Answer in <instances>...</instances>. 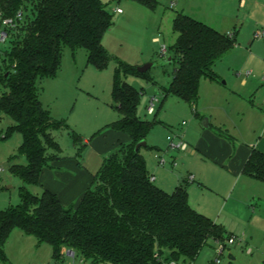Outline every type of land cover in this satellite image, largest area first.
<instances>
[{
    "label": "trees",
    "instance_id": "obj_1",
    "mask_svg": "<svg viewBox=\"0 0 264 264\" xmlns=\"http://www.w3.org/2000/svg\"><path fill=\"white\" fill-rule=\"evenodd\" d=\"M137 1L148 8L156 5ZM4 20L12 26L3 25ZM111 24L100 0H0V33L9 44L1 55L11 63V70L0 72V114L12 120L5 134L22 136L18 153L27 162L9 164V171L24 184L38 185L42 170L58 158L52 132L66 126L42 107L37 83L55 77L64 48L84 49L87 62L99 70L115 63L112 99L118 118L104 129L129 138L103 158L76 207H63L47 190L38 198L22 186L18 208L0 210V263L7 262L4 247L14 228L49 244L55 260L71 251L90 264H163L164 255L167 264L194 261L208 240L223 241L221 226L191 208L185 187L167 193L150 180L135 145L146 140L154 123L138 117L140 93L120 79V74H141L102 45ZM173 32L177 38L170 60H176V69L165 96L194 109L201 79L218 81L213 66L233 48L235 38L183 13L173 19ZM242 172L264 183V153L252 150Z\"/></svg>",
    "mask_w": 264,
    "mask_h": 264
},
{
    "label": "rangeland",
    "instance_id": "obj_2",
    "mask_svg": "<svg viewBox=\"0 0 264 264\" xmlns=\"http://www.w3.org/2000/svg\"><path fill=\"white\" fill-rule=\"evenodd\" d=\"M154 1L155 7L148 8L137 0H100L112 21L102 38L107 54L136 69L151 64L141 75L120 74L122 82L140 93L138 117L154 123L147 137L149 147L154 144L166 152V138H176L184 132L191 137L194 135V139L204 131V119L212 127L215 122L222 124L221 130L238 145L252 146L264 138V0H245L244 5L241 0ZM117 9L121 12L117 13ZM178 13L218 32L233 34L235 38L233 48L213 66L218 81L205 78L200 81L196 110L203 117L196 116L193 108L176 96H165L176 69V60H170L174 57L170 48L177 38L173 32V19ZM154 38L159 41L154 42ZM8 48V41L0 43V72L11 70V63L4 61L1 55ZM163 48L164 53L161 52ZM115 67V63L110 62L99 70L87 62L84 49L64 48L55 77L37 83L42 107L54 120L66 126L52 132L58 146L57 154L76 155V158L80 154L81 161L90 169L97 166L98 170L102 164L97 153L99 150L105 149L111 154L127 143L124 133L115 136L119 132L104 129L118 117L112 99ZM215 87L218 92L213 90ZM151 99L157 102L154 113L148 115L146 108ZM11 125L12 120L0 114V210L18 208L22 186L38 198L43 193L40 184H24L8 169L9 164L27 163L18 153L22 136L17 132L5 134ZM99 135L103 137H98L101 143L86 150L82 139ZM186 142L194 146L187 139ZM150 148L141 151L145 158L149 157L152 167L156 165V159ZM181 159V156L177 157L175 167L168 165L166 170L186 185L180 170ZM184 163L189 173L196 177L197 171L206 182V187L199 184H203L200 179L189 185V204L221 226L224 249L218 255L222 243L208 240L194 261L180 258L169 264H264V183L243 177L234 188L235 178L210 165L204 158L186 159ZM172 190L169 187L167 193ZM229 237L235 238L232 244L227 242ZM4 253L7 262L0 264H90L78 255L74 259L65 256L64 260H55L49 244L38 243L17 228L9 233ZM167 256L164 255L163 264H167Z\"/></svg>",
    "mask_w": 264,
    "mask_h": 264
},
{
    "label": "crops",
    "instance_id": "obj_3",
    "mask_svg": "<svg viewBox=\"0 0 264 264\" xmlns=\"http://www.w3.org/2000/svg\"><path fill=\"white\" fill-rule=\"evenodd\" d=\"M244 3L245 0H241V4L244 5ZM153 41L158 42L159 39L154 38ZM213 90L215 92L216 91L218 92L217 87H215V89ZM197 104L198 101L193 111L196 116L200 117L201 114H199L196 110ZM211 109H214V106ZM215 123L216 124L212 127L211 124L208 122V128H204V131H202L201 133L199 132V134L196 137H194V139H192L194 136L193 134H192L193 136L191 137L189 136L188 133L186 134L185 132L182 134H178L176 138L174 137L175 141L179 139L177 141H183L187 144V148L184 151L171 150L168 147L167 138L166 141H167L168 150H166V152L161 151V149L157 148L156 145L154 144H152L150 148L146 138L145 140L146 147H143V149L147 150L148 148H150L152 149L151 150L152 152L154 151L156 165L152 166L153 167L152 168L148 160L149 157L145 158V155L142 154V151H141V155L143 156L146 162L147 171L150 177L154 179L153 183L157 187L161 188L165 192H168V189L170 187L171 189H173L172 190L173 192L177 187L183 186L186 188L188 194L189 185L195 183V179H200V181H202L203 184L201 183L199 184L202 186L204 185L203 187H206L204 184L206 182L203 179V176L199 175L197 171L196 174L198 175L196 177L193 174L189 173L187 171L188 166L187 164L184 163L186 159H188L189 161L192 160L196 161L199 157L204 158L206 162H208L212 166H215L218 170H220L224 174L229 175L233 179L235 178L234 180H236V182L234 188L237 186L238 181L243 177L251 180H255L253 178L245 176L242 170L252 150H257L261 153H264V138L262 137L261 139H258V141H256L255 144L252 146L245 147L241 144L238 145L234 143L233 141L234 139H232V137H230L227 133H224L221 130L223 127L222 124H219L218 122ZM115 136H120V132L115 134ZM98 137H102V135L96 136L95 138H91V139L88 138L82 139L84 148L86 150H89L93 144L101 143V141H99L100 138ZM123 137L125 138V141L128 143L129 142L128 136L123 134ZM186 139L189 140V142L193 143L194 146L192 147L188 142H186ZM106 151L107 150L103 149L97 152L100 155L99 157H101L99 159V162L101 161L102 163L103 158L109 155V152ZM179 156L182 157L180 163L182 167L180 168V170L184 174L183 176L185 178L186 185H182L180 183V180L175 178L174 174L169 173L166 170L168 168V165H170L171 167H175V161ZM81 157L76 158V155L75 156L58 155L57 159H54L53 161L50 162V166L48 168L42 170L39 177V184L41 189L47 190L52 194H54L58 198L60 204L65 208L76 207L78 205L85 191L90 187L93 180V176L98 171L96 170L97 166L94 169L88 168L86 164L83 161H81ZM160 158L164 160V163L162 165H160L159 163ZM191 177L192 180H190ZM64 257L62 260H64Z\"/></svg>",
    "mask_w": 264,
    "mask_h": 264
},
{
    "label": "built area",
    "instance_id": "obj_4",
    "mask_svg": "<svg viewBox=\"0 0 264 264\" xmlns=\"http://www.w3.org/2000/svg\"><path fill=\"white\" fill-rule=\"evenodd\" d=\"M117 13H120L121 10L117 9L116 10ZM3 25L5 26H12V21L11 20H4L3 21ZM264 35V33H263ZM7 39V35L3 32L0 33V43H4L5 40ZM162 53L165 52V49L163 48ZM249 74V73H247ZM157 101L155 99H151L148 103V106L146 108V112L148 115H152L154 113V105ZM185 123H183L184 125ZM175 138H171V137H167V141H168V147L171 149V150H180V151H184L186 148H187V144L183 141H175L174 140ZM159 163L160 165H162L164 163V160L163 159H159ZM150 180L153 182V178H150ZM190 180H192V177L190 178ZM235 238L234 237H230L228 239V244H232L234 242ZM224 249V246L223 244H221L219 246V249L217 250V254H221L222 250ZM65 255L70 257L71 259H74L75 255L73 252L71 251H68V252H65Z\"/></svg>",
    "mask_w": 264,
    "mask_h": 264
},
{
    "label": "water",
    "instance_id": "obj_5",
    "mask_svg": "<svg viewBox=\"0 0 264 264\" xmlns=\"http://www.w3.org/2000/svg\"><path fill=\"white\" fill-rule=\"evenodd\" d=\"M151 67V64H145L143 66H140L138 67L136 70L138 73L140 74H144L146 71H148V69ZM7 76V75H6ZM202 126L204 128H208V121L206 119H204L202 121ZM143 147H146V141L143 140V141H140L139 143H137L135 145V150L138 151L139 149L143 148Z\"/></svg>",
    "mask_w": 264,
    "mask_h": 264
}]
</instances>
